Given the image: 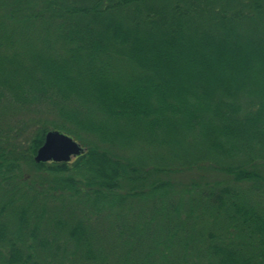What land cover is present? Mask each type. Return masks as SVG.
I'll return each instance as SVG.
<instances>
[{
	"label": "trees",
	"instance_id": "16d2710c",
	"mask_svg": "<svg viewBox=\"0 0 264 264\" xmlns=\"http://www.w3.org/2000/svg\"><path fill=\"white\" fill-rule=\"evenodd\" d=\"M0 264H264V0H0Z\"/></svg>",
	"mask_w": 264,
	"mask_h": 264
},
{
	"label": "water",
	"instance_id": "95a60500",
	"mask_svg": "<svg viewBox=\"0 0 264 264\" xmlns=\"http://www.w3.org/2000/svg\"><path fill=\"white\" fill-rule=\"evenodd\" d=\"M82 147L68 135L56 130L46 132L43 144L33 158L35 163L69 162L82 153Z\"/></svg>",
	"mask_w": 264,
	"mask_h": 264
},
{
	"label": "rangeland",
	"instance_id": "374dc122",
	"mask_svg": "<svg viewBox=\"0 0 264 264\" xmlns=\"http://www.w3.org/2000/svg\"><path fill=\"white\" fill-rule=\"evenodd\" d=\"M12 123H15V121H12ZM20 122H17L16 124H19ZM84 151V150H83ZM83 151H82V153H83ZM73 158H71V160H72Z\"/></svg>",
	"mask_w": 264,
	"mask_h": 264
}]
</instances>
